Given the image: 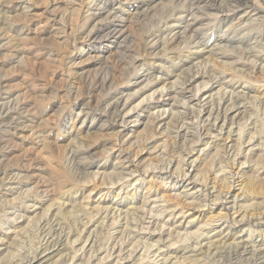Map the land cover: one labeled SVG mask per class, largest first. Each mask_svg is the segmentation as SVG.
I'll return each mask as SVG.
<instances>
[{
	"label": "rangeland",
	"instance_id": "374dc122",
	"mask_svg": "<svg viewBox=\"0 0 264 264\" xmlns=\"http://www.w3.org/2000/svg\"><path fill=\"white\" fill-rule=\"evenodd\" d=\"M213 1L0 0V264H264V0Z\"/></svg>",
	"mask_w": 264,
	"mask_h": 264
},
{
	"label": "bare ground",
	"instance_id": "6f19581e",
	"mask_svg": "<svg viewBox=\"0 0 264 264\" xmlns=\"http://www.w3.org/2000/svg\"><path fill=\"white\" fill-rule=\"evenodd\" d=\"M218 0H214L213 2H214V6H215V4H217V5H220V4H218V2H217ZM234 1V0H233ZM239 4L240 3H243V0H236ZM244 2H245V0H244ZM245 3H243V4H241V5H244ZM216 5V6H217ZM235 5H238V4H235ZM240 5V6H241ZM247 6V5H246ZM251 6V5H250ZM234 7H236V8H240L239 6L237 7V6H234ZM243 7V6H242ZM217 8V7H216ZM241 17V16H240ZM249 20V19H248ZM253 20V19H252ZM201 27V26H200ZM111 29V28H110ZM122 29L120 28V29H118V31L120 32ZM171 32V31H170ZM122 33V32H121ZM112 34V33H111ZM117 34V33H116ZM127 41V40H126ZM234 41V40H233ZM248 43V42H247ZM247 54V53H246ZM192 78V77H191ZM207 79V78H206ZM190 82V81H189ZM209 82V81H208ZM188 83V82H187ZM188 85V84H187ZM190 87V86H189ZM187 89V88H186ZM160 93V92H159ZM174 94V93H173ZM2 105V104H1ZM114 105V104H113ZM115 107V106H114ZM213 107V106H212ZM4 112V111H3ZM215 112V111H214ZM158 113V112H157ZM206 115V114H205ZM235 115V114H234ZM173 121V120H172ZM223 124V123H222ZM15 126V125H14ZM203 126V125H202ZM258 136V135H257ZM227 140V139H226ZM242 141V140H241ZM227 148V147H226ZM240 149V148H239ZM200 151V150H199ZM247 152V151H246ZM261 155V154H260ZM232 156V155H231ZM76 160V159H75ZM245 162V161H244ZM82 163V162H81ZM4 180V179H3ZM1 182V181H0ZM19 190V189H18ZM237 194V193H236ZM247 195V194H246ZM197 200V199H196ZM199 206V205H198ZM247 210V209H246ZM254 212V211H253ZM150 215V214H149ZM210 226V225H209ZM148 228V227H147ZM201 235V234H200ZM199 236V235H198ZM225 241V240H224ZM228 241V240H227ZM210 243V242H209ZM215 246V245H214ZM148 247V246H147ZM185 247V246H184ZM83 248V247H82ZM216 248V247H215ZM129 249V248H128ZM228 252V251H227ZM251 252V251H250ZM253 252V251H252ZM146 253V252H145ZM42 254V253H41ZM111 254V253H110ZM119 254V253H118ZM213 254V253H212ZM128 256V255H127ZM44 257V256H43ZM43 257L42 258H40V261L41 260H44L43 259ZM136 258V257H135ZM34 259H36V258H33V260ZM235 260V259H234ZM40 261H38V262H40ZM248 261V260H247ZM252 261V260H251ZM30 263V262H29ZM37 264V263H36ZM39 264V263H38Z\"/></svg>",
	"mask_w": 264,
	"mask_h": 264
}]
</instances>
